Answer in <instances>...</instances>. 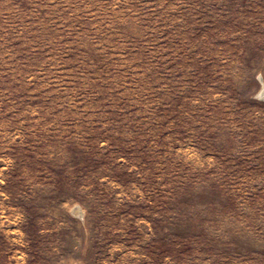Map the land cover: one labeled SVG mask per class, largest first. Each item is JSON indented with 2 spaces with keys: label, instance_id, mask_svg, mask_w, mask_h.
<instances>
[{
  "label": "rangeland",
  "instance_id": "374dc122",
  "mask_svg": "<svg viewBox=\"0 0 264 264\" xmlns=\"http://www.w3.org/2000/svg\"><path fill=\"white\" fill-rule=\"evenodd\" d=\"M0 264H264V0H0Z\"/></svg>",
  "mask_w": 264,
  "mask_h": 264
}]
</instances>
